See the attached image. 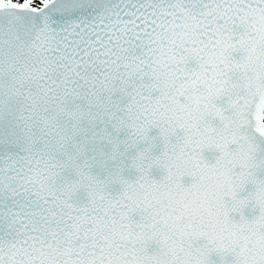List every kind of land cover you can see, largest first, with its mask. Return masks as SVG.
<instances>
[{
	"label": "snow or ice",
	"instance_id": "1",
	"mask_svg": "<svg viewBox=\"0 0 264 264\" xmlns=\"http://www.w3.org/2000/svg\"><path fill=\"white\" fill-rule=\"evenodd\" d=\"M0 264H264V0H0Z\"/></svg>",
	"mask_w": 264,
	"mask_h": 264
}]
</instances>
